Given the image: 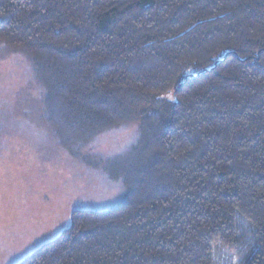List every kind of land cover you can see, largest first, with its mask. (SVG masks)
<instances>
[{
	"label": "trees",
	"instance_id": "trees-1",
	"mask_svg": "<svg viewBox=\"0 0 264 264\" xmlns=\"http://www.w3.org/2000/svg\"><path fill=\"white\" fill-rule=\"evenodd\" d=\"M0 43L72 159L139 129L97 165L118 201L15 264H264V0H0Z\"/></svg>",
	"mask_w": 264,
	"mask_h": 264
},
{
	"label": "rangeland",
	"instance_id": "rangeland-1",
	"mask_svg": "<svg viewBox=\"0 0 264 264\" xmlns=\"http://www.w3.org/2000/svg\"><path fill=\"white\" fill-rule=\"evenodd\" d=\"M41 92L28 59L0 43V264H15L68 225L74 209L106 208L124 189L97 165L128 151L138 124L102 134L74 160L41 115ZM215 249L217 264L237 256Z\"/></svg>",
	"mask_w": 264,
	"mask_h": 264
}]
</instances>
